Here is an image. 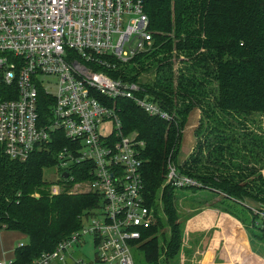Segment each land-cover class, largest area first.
<instances>
[{
  "label": "trees",
  "instance_id": "obj_1",
  "mask_svg": "<svg viewBox=\"0 0 264 264\" xmlns=\"http://www.w3.org/2000/svg\"><path fill=\"white\" fill-rule=\"evenodd\" d=\"M144 10L153 32L151 46L125 65L112 60L110 72L138 82L137 96L149 98L173 115V120H165L146 114L132 99L118 101L124 131L137 132L145 143L141 157L147 206L152 208L167 162L179 152L182 129L197 109L196 152L184 162V170L177 168L200 186L186 188L222 194L242 204L254 226H264L252 210L264 206V0H144ZM143 75L153 78L144 83L139 79ZM5 87L0 80V99ZM54 139L24 161L9 158L0 146V229L13 228L28 237L26 245L14 249L11 264H30L53 251L80 231L83 219L95 215L102 204L101 197L89 191L51 193L44 169L57 165V153L67 144L61 133ZM82 167L75 165L73 181L64 182L90 178ZM173 192L166 183L162 201L170 239L165 259L160 261L155 235H150L152 224L133 242V249L142 248V264H167L179 252ZM74 248L69 254L82 259Z\"/></svg>",
  "mask_w": 264,
  "mask_h": 264
},
{
  "label": "built area",
  "instance_id": "obj_2",
  "mask_svg": "<svg viewBox=\"0 0 264 264\" xmlns=\"http://www.w3.org/2000/svg\"><path fill=\"white\" fill-rule=\"evenodd\" d=\"M153 39L144 0H0V80L13 95L0 99V146L24 161L61 133L67 141L57 153L61 180L73 181L72 168L82 165L90 176L84 187L102 199L80 231L30 264H87L69 254L86 236L96 243L99 264H134L133 242L154 213L144 196L145 143L124 131L118 101L132 99L165 120L173 115L110 69L112 60L129 61ZM165 178L174 189L200 186L170 159ZM252 210L264 224V206Z\"/></svg>",
  "mask_w": 264,
  "mask_h": 264
},
{
  "label": "rangeland",
  "instance_id": "obj_3",
  "mask_svg": "<svg viewBox=\"0 0 264 264\" xmlns=\"http://www.w3.org/2000/svg\"><path fill=\"white\" fill-rule=\"evenodd\" d=\"M116 61L123 63L120 65L128 62ZM175 66L179 67L177 63ZM140 78V81L145 83L147 78L151 79L153 75H143ZM51 90L54 91V87H51ZM11 96H13L12 90L5 87L1 97ZM199 119L200 111L194 109L182 129L180 149L175 158V154L173 156L171 151L174 158L171 161L178 168L183 169L182 165L191 159V153L195 150ZM0 151H2L1 147ZM60 177L61 174L56 165L44 169V178L49 182V190L52 194H58L61 191L71 194L88 192L83 185L84 180L67 184ZM162 177L164 187L165 173ZM162 186L154 192L151 209L155 213V221L154 231L150 233L155 235L153 243L158 245L160 261L165 259L166 245L170 239V228L165 222ZM174 190L171 204L180 230V249L172 259L165 261L167 264H215L217 261L219 264H253L252 260H256L258 264H264V226L260 228L254 226L250 221L249 211L242 209V204L208 189L176 188ZM100 211L99 208L94 210L96 214ZM89 220L90 217H88ZM83 221L87 222L86 219ZM27 243L28 237L20 231L13 228L0 229V259L12 260L17 245ZM93 247L92 237L86 236L85 242L75 247L73 251L81 254L84 261L99 264L94 262ZM132 255L134 264H142L141 247L132 249Z\"/></svg>",
  "mask_w": 264,
  "mask_h": 264
},
{
  "label": "water",
  "instance_id": "obj_4",
  "mask_svg": "<svg viewBox=\"0 0 264 264\" xmlns=\"http://www.w3.org/2000/svg\"><path fill=\"white\" fill-rule=\"evenodd\" d=\"M62 176H63V178H67L68 177V173L67 172H63Z\"/></svg>",
  "mask_w": 264,
  "mask_h": 264
},
{
  "label": "crops",
  "instance_id": "obj_5",
  "mask_svg": "<svg viewBox=\"0 0 264 264\" xmlns=\"http://www.w3.org/2000/svg\"><path fill=\"white\" fill-rule=\"evenodd\" d=\"M194 130H195V129H194ZM252 263H253V264H258V263L256 262V260H252ZM215 264H219V261L215 262Z\"/></svg>",
  "mask_w": 264,
  "mask_h": 264
}]
</instances>
